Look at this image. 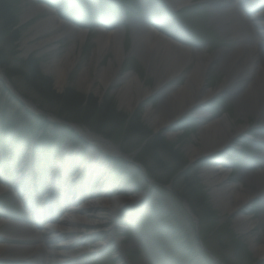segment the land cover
I'll use <instances>...</instances> for the list:
<instances>
[{
  "label": "rangeland",
  "instance_id": "rangeland-1",
  "mask_svg": "<svg viewBox=\"0 0 264 264\" xmlns=\"http://www.w3.org/2000/svg\"><path fill=\"white\" fill-rule=\"evenodd\" d=\"M176 1L3 0L4 14L14 24L12 35L17 39L11 44L10 35H0V47L5 53L11 52L9 60L14 59L12 58L14 54L15 58L23 63L34 62L42 76L52 82L55 93L63 95L71 91L74 95L84 98L86 103L89 102L93 114L89 121L93 123L99 120L102 131L110 137L109 141L120 150L126 151L123 153L128 154L134 162L141 164L145 172L125 161L122 156H114L112 152L103 155L104 152L100 147L93 148L89 142L82 144L80 139L76 142H64L61 151L58 150L52 155L36 154V151L32 155L31 150L25 151L11 145L8 147L0 145V158L5 156L4 164L0 160V176H6L7 173V179L11 181L8 185L10 188L15 189L16 185L21 184L23 188L30 189L29 192L36 185L38 190L41 189L38 185L43 179L45 181V178L47 184L43 187L45 190H50L55 186L53 182L55 176L59 179H67L69 183L72 182V192L79 184L87 188V183L93 181L98 184V188L92 197H103V188L106 187L107 191H110L107 186L112 183L115 185L114 193L117 191L125 194L133 193L136 200L142 198L151 186L147 205L141 203L139 206L125 208L117 218L116 226L105 228L103 216L94 213L96 216H101L94 217L98 221L94 225L100 227L80 228V235L71 238L75 242L68 250V261H71L68 264H264V259L257 257L250 245V240L263 241L264 229H258L253 233L252 238L240 234L234 227V221L228 218L229 214L222 213L216 208L211 196L212 189L205 186L201 176L203 168L210 163L224 162L230 170L229 180L240 184L239 177L243 169L256 170L257 167L263 166L264 146L259 143L262 137L260 134L264 132L262 122L256 117H249V131L235 137L229 148L220 150L219 154L203 156L192 161L188 149L197 143L201 125V119L197 114H188L177 121L172 126L173 135L170 136L167 131H155L146 119V110L151 106L159 105V95H150L147 102L133 111L122 105L116 95V90L130 74H137L148 88L153 89L155 85L152 73H149L138 56L132 53L134 44L132 31L140 24L155 21L158 26L160 25L161 32H175L180 40L196 45L208 54L223 48L230 49L233 47L231 42L237 41H231L232 35L224 32L221 27L223 25L216 23L215 19L222 16L217 17L212 12L213 6L210 0H192L193 7L174 10L172 4ZM41 3L54 10L64 20L75 22L89 35L86 43L75 50L78 64L64 87L57 86L55 76L48 72V66L55 58L67 53L74 43L71 39H64L43 50L36 47L28 53L24 48L26 40L31 42L30 45H34L50 37L49 34H42L37 40H30L39 31L36 27L46 19L45 11L37 13L30 20L23 18L26 8ZM122 8L127 11L126 14L123 13ZM238 14L235 12L228 15L231 17L226 24L228 27L240 24L241 17L244 21L248 20L245 14ZM100 22H106L114 28H124L123 45L126 57L121 63L115 64L121 81L108 89L98 83L89 89L81 84L83 77L87 75L95 81L97 70L109 67L111 60L114 59L111 51L100 60L94 56ZM249 24L251 27L247 35L248 40L254 43L257 35L254 26ZM0 70L6 75L5 68L0 67ZM87 72L88 74L85 75ZM10 82L30 101L37 98L28 91L21 78H15ZM207 82V88L210 90L216 89L224 82L219 68L216 67L210 72ZM183 83L184 80L180 79L172 86H180ZM201 109L209 113L210 119L227 116L235 123L234 126L246 122V119L239 117L238 108L228 95H222ZM25 111L24 106L11 96L0 80V113H4L9 119L18 116L23 125H26L29 119ZM111 118L112 121L114 120L112 127L107 128L104 125ZM74 124L79 125L85 133L90 131L108 140L104 134L91 131L84 125ZM13 132H17V129ZM33 141L37 143L38 139ZM91 150L95 153L89 157ZM149 181L153 182L152 185ZM55 187L61 193L66 190L62 184ZM188 187L196 191L200 202L194 201L189 196ZM38 190L34 195L36 204L40 205V197L43 195ZM184 201L188 203L191 214L198 219V224L190 216ZM248 207L250 212H256L259 216L264 211V199H255ZM60 208H58L59 212L64 211ZM2 214L11 221L38 220L35 214L25 209L14 190L12 193L0 195V216ZM89 216L92 218L91 215ZM12 232L11 226H0V236H10ZM95 234L96 236H92ZM112 236L114 240H110ZM47 237L52 239L53 235L47 234ZM133 243L134 247H132ZM97 244L104 245L96 248ZM51 246H49L50 250ZM48 257L51 264H58L54 256ZM43 261H46V258L42 253L26 261L18 259L15 250H9L6 256L0 259V264H40Z\"/></svg>",
  "mask_w": 264,
  "mask_h": 264
},
{
  "label": "bare ground",
  "instance_id": "bare-ground-1",
  "mask_svg": "<svg viewBox=\"0 0 264 264\" xmlns=\"http://www.w3.org/2000/svg\"><path fill=\"white\" fill-rule=\"evenodd\" d=\"M231 1H211L216 5L214 12L217 17L222 16L215 19L216 23L223 25L221 27L224 32L232 35L231 41L237 40L231 42L233 47L230 49H221L208 54L200 48L186 44L174 33L156 30L155 27L158 26L155 21L133 28L132 53L137 55L148 72L152 73L155 85L153 89L148 88L137 74H130L125 78L122 86L116 90V95L122 105L131 111L147 102L150 95H159V105L151 106L146 110V119L155 131H167L170 136L173 135L171 134L172 126L177 121L188 114H197L201 119L197 143L188 149L192 161L203 156L219 154L220 150L229 148L235 141V137L249 131V117H256L264 127V53L257 48L259 44L250 43L248 40L247 35L251 27L249 19L244 21L241 17L239 26L228 27L226 25L231 19L228 15L235 13L233 8L236 6H231ZM190 3L191 0H177L172 4V9L178 10ZM226 4L231 7H225ZM44 11L47 13V17L36 27L39 31L30 40H37L42 34H49L50 37L34 45H30L31 42L26 40L24 48L28 53L36 47L43 50L64 39H71L74 43L67 53L62 57L55 58L48 66V72L55 76L57 86L64 87L68 77L78 64L75 50L86 43L89 35L73 22L64 21L54 10L42 3L26 8L23 18L30 20L37 13ZM252 21L255 33L259 34V39H264V11L253 15ZM99 26L100 32L95 40L97 49L94 56L100 60L111 51L114 59L111 60L109 67L97 70L95 81L86 75L88 72L85 73L86 76L83 77L81 84L89 89L97 83L108 89L121 81L119 70L115 64L121 63L126 57L123 45L124 28H114L107 23ZM216 67L222 72L224 82L216 89L210 90L207 88V78ZM180 79L184 80L182 85L172 86ZM222 95L231 97L238 108L239 117L246 119V122L234 126L235 123L227 116L213 120L210 119L208 112L201 109ZM260 135L262 137L259 143L264 146V132H261ZM91 140L93 148L98 146L104 153L109 151L105 150L108 146L102 142ZM94 153L95 151L91 150L89 157H92ZM262 161H264L263 156ZM229 171L226 163L213 162L203 168L201 176L205 186L212 189L211 196L216 208L222 213L229 214L228 218L234 221V227L240 234L252 238L254 232L264 229V211L257 216L256 212H250L248 209L255 199H264V164L258 170L243 169V173L239 177L240 184L229 180ZM7 181L5 178L0 180V195L14 190L8 186L11 181ZM20 185L18 184V186ZM18 186H16L17 189ZM107 187L111 190L107 191V188L104 187L103 197H92L87 202L83 201L78 205L72 204L62 218L48 214V210L49 213L51 210L49 204L40 206V203L41 209L37 210L39 218H49V221L40 229L29 219L15 222L0 216V226L8 225L13 229L10 236H0V259L6 256L7 251L15 250L16 257L20 260L30 261L34 256L42 253L46 261L40 264H48V262L51 264L48 259L49 255L54 256L56 262H64L69 256L68 250L75 242L71 238L80 235V228L96 229V227H100L94 225L98 222L94 217L101 216H103L105 228L111 225L116 226L118 216L114 217L116 215L113 213L121 210L127 203L134 205L137 203L133 193L125 194L118 191L114 193L115 185L112 183ZM23 191L24 189L20 190L24 197H21L20 200L22 199L23 203L26 202L25 209L29 210L32 206V203L29 205L31 199ZM17 195L20 196V194ZM102 208L105 210H101ZM108 211L111 212L108 213ZM96 212L101 216H96L94 214ZM89 215L92 216L91 221ZM47 234L53 235V238L48 239ZM92 236H96V234ZM262 240V242L250 240L251 249L260 259H264V237ZM103 245L97 244L96 248H101ZM49 246L52 247L51 250Z\"/></svg>",
  "mask_w": 264,
  "mask_h": 264
},
{
  "label": "trees",
  "instance_id": "trees-1",
  "mask_svg": "<svg viewBox=\"0 0 264 264\" xmlns=\"http://www.w3.org/2000/svg\"><path fill=\"white\" fill-rule=\"evenodd\" d=\"M2 3L3 0H0V35H10L12 44L17 40L12 35L14 24L10 22L6 14H4L5 7ZM9 55L11 56V52L5 53L0 47V67L6 69L8 72H6V76L10 81L15 78H21L25 87L28 88V91L37 97L33 101L39 105L41 110L50 112L67 123H78L98 134L105 135L99 120L98 122L93 121V123L89 121L93 115L91 112L92 106L88 104L89 102L86 103L84 98L74 95L71 91L63 95L55 93L52 82L49 78L42 76L34 62L23 63L15 58L14 54L12 55L14 59L9 60ZM95 106L97 107V104H95ZM25 114L29 120L26 125H23L24 123L18 116L14 119H9L4 113H0V138L5 139V141L12 140L20 147H30L33 143V139H38V142L35 144V149L40 153H45L46 151L53 152L56 150V146L60 147L66 140H71L73 142L79 140L77 134L66 125L52 124L47 118L35 116L26 111ZM113 114L115 115L116 113ZM119 118L121 117H118V119ZM116 119L115 121H119ZM113 121L111 118L109 122H106L107 124L104 123V126L111 128ZM104 126L102 125V127ZM14 129H17V132H13ZM105 136L110 139L108 135ZM122 152L126 153L124 150H122ZM187 191L194 201L199 200L200 202L196 191L189 187ZM154 213H156V211H154Z\"/></svg>",
  "mask_w": 264,
  "mask_h": 264
},
{
  "label": "water",
  "instance_id": "water-1",
  "mask_svg": "<svg viewBox=\"0 0 264 264\" xmlns=\"http://www.w3.org/2000/svg\"><path fill=\"white\" fill-rule=\"evenodd\" d=\"M0 71H1L0 80L4 84V87L10 92L11 96H13L22 106H24V108L30 114L35 115V116H43V117L47 118L48 121L51 122L52 124H62V125L68 126L82 139L83 142H89L92 146H94V145H93L91 139L98 140V141L102 142L103 144H105L106 146H108V148H105V150H109L107 153H110V151H111L112 154H115L114 156H117V157L123 156L126 160H129L130 162H132V159L130 158V156L123 154L122 151L119 149V147L116 146L111 141L104 140L102 137L97 136L94 133H91L90 131H87L85 133L82 131V128H80L79 125L74 124V123H67V122L61 120L60 118H58L57 116H55L54 114L41 110L40 107L36 103H34L33 101H30L29 99L22 96L16 90V88L12 85L10 80L6 77L4 72H2V70H0ZM84 127H86V126H84ZM107 153H104L103 155H106ZM136 166L140 170H142V172H145V168L142 165L136 164ZM149 183H150V185H152L153 182L149 181ZM150 195H151V186L149 187L148 191L142 196V198H139V200H137V203L135 205L131 204V208L135 207L137 205L139 206V204H141V203H143L146 206L148 201L150 200ZM184 204H185L186 209L188 210L190 216L192 217V219L195 221L196 224H198L199 221L196 217H194L191 214V209H190L188 203L184 202Z\"/></svg>",
  "mask_w": 264,
  "mask_h": 264
}]
</instances>
